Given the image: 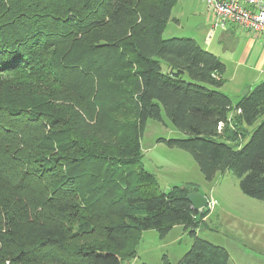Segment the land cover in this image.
I'll return each mask as SVG.
<instances>
[{
    "label": "trees",
    "instance_id": "trees-1",
    "mask_svg": "<svg viewBox=\"0 0 264 264\" xmlns=\"http://www.w3.org/2000/svg\"><path fill=\"white\" fill-rule=\"evenodd\" d=\"M176 3L0 0V264H125L176 225L193 241L175 264H228L196 234L197 189L162 190L140 139L164 114L183 137L157 142L264 203V81L233 103L215 54L163 37Z\"/></svg>",
    "mask_w": 264,
    "mask_h": 264
},
{
    "label": "rangeland",
    "instance_id": "rangeland-1",
    "mask_svg": "<svg viewBox=\"0 0 264 264\" xmlns=\"http://www.w3.org/2000/svg\"><path fill=\"white\" fill-rule=\"evenodd\" d=\"M184 2V0H180L181 5H178L174 10L179 16L180 27H177L176 23L170 19L163 32V37L195 36L202 43V39L198 36V30L202 25L204 28L210 26L206 19V15H208L206 6L201 0H193L194 11H188L187 6L182 5ZM223 76L226 78V74ZM184 78L188 79V76L184 75ZM244 81L246 79L236 78L234 81L226 82L225 91L229 93L230 97L234 96L232 91H235L237 85L241 86ZM231 98L235 99L234 97ZM159 137L179 138L183 137V134L172 128L164 114L162 122L148 119L140 139L143 168L154 174L159 187L164 191L172 186L191 185L200 193L205 194L207 198H211L212 201L216 202L215 205L209 199V204L203 209V211H206L205 221L201 222L196 234L198 237L218 245L222 237L217 222L219 208L230 203H243V197H245L239 189L237 177L233 172L225 171L216 174L211 181L205 180L196 162L188 152L178 148H169L165 144L157 142L156 140ZM227 195L234 199L226 201L228 200L226 199ZM256 201L254 200L255 203L264 205V203ZM229 208V211H233L232 206ZM211 212L212 214H210ZM259 217L261 218H259V221L263 220L264 222V215L260 214ZM192 241L193 237L182 226L172 228L163 238L159 237L158 232L155 230H146L142 234L137 246L136 257L133 258L131 264H163L164 256L170 264H175L189 249Z\"/></svg>",
    "mask_w": 264,
    "mask_h": 264
},
{
    "label": "crops",
    "instance_id": "crops-1",
    "mask_svg": "<svg viewBox=\"0 0 264 264\" xmlns=\"http://www.w3.org/2000/svg\"><path fill=\"white\" fill-rule=\"evenodd\" d=\"M184 1L182 5L187 6L188 11H194L193 0ZM178 5H181L180 0H177L173 7L170 19L176 23L177 27H180L179 16L174 11ZM206 19L211 26L209 15H206ZM210 26L204 28L202 25L198 30V36L202 39V43L197 37L192 36V38L225 64L224 75L226 74V78H224L226 81L220 88L223 93L230 97L229 93L225 91L226 82L229 83L236 78L246 79L241 86L238 84L235 91H232L234 96L231 97L235 99L230 98L235 103L243 94L264 81V38L251 34L235 23H227L225 29H215L211 39L206 41V33ZM209 199L211 200V198ZM226 199V201H230L234 198L228 196ZM254 200L245 196L243 203H230L219 208L217 222L222 237L218 245L228 251V264H264V222L263 220L259 221V215H264V205L255 203ZM211 202L216 205L214 200ZM230 206L233 207V211H229ZM177 226L180 225L173 228ZM132 260L126 261L125 264H131Z\"/></svg>",
    "mask_w": 264,
    "mask_h": 264
},
{
    "label": "built area",
    "instance_id": "built-area-1",
    "mask_svg": "<svg viewBox=\"0 0 264 264\" xmlns=\"http://www.w3.org/2000/svg\"><path fill=\"white\" fill-rule=\"evenodd\" d=\"M211 18L206 33L209 41L215 29H225L227 23H235L251 34L264 38V0H201Z\"/></svg>",
    "mask_w": 264,
    "mask_h": 264
},
{
    "label": "water",
    "instance_id": "water-1",
    "mask_svg": "<svg viewBox=\"0 0 264 264\" xmlns=\"http://www.w3.org/2000/svg\"><path fill=\"white\" fill-rule=\"evenodd\" d=\"M186 199L189 201L191 208L199 213H202L203 209L209 204L207 196L199 191L188 193Z\"/></svg>",
    "mask_w": 264,
    "mask_h": 264
}]
</instances>
